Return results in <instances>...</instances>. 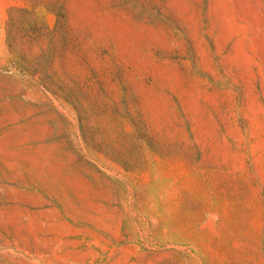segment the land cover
<instances>
[{
  "label": "rangeland",
  "instance_id": "1",
  "mask_svg": "<svg viewBox=\"0 0 264 264\" xmlns=\"http://www.w3.org/2000/svg\"><path fill=\"white\" fill-rule=\"evenodd\" d=\"M0 264H264V0H0Z\"/></svg>",
  "mask_w": 264,
  "mask_h": 264
}]
</instances>
